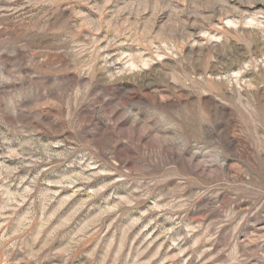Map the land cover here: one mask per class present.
I'll list each match as a JSON object with an SVG mask.
<instances>
[{"label": "rangeland", "instance_id": "obj_1", "mask_svg": "<svg viewBox=\"0 0 264 264\" xmlns=\"http://www.w3.org/2000/svg\"><path fill=\"white\" fill-rule=\"evenodd\" d=\"M0 264H264V0H0Z\"/></svg>", "mask_w": 264, "mask_h": 264}]
</instances>
